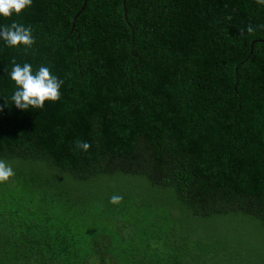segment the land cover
I'll use <instances>...</instances> for the list:
<instances>
[{"label":"trees","instance_id":"trees-1","mask_svg":"<svg viewBox=\"0 0 264 264\" xmlns=\"http://www.w3.org/2000/svg\"><path fill=\"white\" fill-rule=\"evenodd\" d=\"M83 4L32 0L0 17V27L31 26L36 41L25 53L0 40V159L15 171L0 184V260L98 264L81 256L93 237L85 219L116 220L144 202L126 187L101 195L106 178L170 188L199 218L242 215L264 227V30L240 35L264 24V6L88 0L79 13ZM13 58L34 72L48 66L64 82L60 100L17 109ZM76 140L90 149L74 150Z\"/></svg>","mask_w":264,"mask_h":264},{"label":"rangeland","instance_id":"rangeland-1","mask_svg":"<svg viewBox=\"0 0 264 264\" xmlns=\"http://www.w3.org/2000/svg\"><path fill=\"white\" fill-rule=\"evenodd\" d=\"M104 180L101 195L105 188L126 187L144 191V202L129 205L116 220L105 215L102 222H96L97 215L85 219L82 230L93 237L82 241L81 256L92 254L101 264H264V227L257 221L242 215L199 218L176 200L170 188L153 187L146 180ZM71 210H76V201ZM79 230L78 226L73 234ZM230 235L240 241L232 242ZM0 264L25 263L0 260Z\"/></svg>","mask_w":264,"mask_h":264},{"label":"clouds","instance_id":"clouds-1","mask_svg":"<svg viewBox=\"0 0 264 264\" xmlns=\"http://www.w3.org/2000/svg\"><path fill=\"white\" fill-rule=\"evenodd\" d=\"M254 2L264 6V0H254ZM31 5L32 0H0V17L9 19L13 14L19 16ZM257 30H264V24H249L246 29L241 30L240 35L244 36L246 31L251 36ZM0 40L5 43V46L13 49L22 46L25 53L31 50L36 43L31 26L15 21L10 25L0 27ZM11 64L10 79L15 85L11 101L17 109H43L46 101L55 103L60 100V89L64 82L55 76L48 66L42 65L34 72L30 63L25 62L21 65L13 58ZM90 147L91 145L84 141L74 142V150L77 151L87 152ZM14 175L15 171L11 164L0 159V184L9 181ZM122 200L121 195L114 194L110 198V203L119 205Z\"/></svg>","mask_w":264,"mask_h":264},{"label":"water","instance_id":"water-1","mask_svg":"<svg viewBox=\"0 0 264 264\" xmlns=\"http://www.w3.org/2000/svg\"><path fill=\"white\" fill-rule=\"evenodd\" d=\"M87 1H88V0H84L83 7H82L81 10L79 11V13H81V12L85 9V6L87 5ZM124 6H125V16H127L126 1H124ZM77 15H78V14H77ZM76 19H77V16H75L74 19H73V23H74V24H75V22H76Z\"/></svg>","mask_w":264,"mask_h":264}]
</instances>
